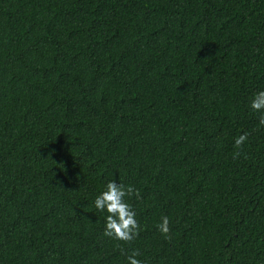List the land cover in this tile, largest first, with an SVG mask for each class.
Wrapping results in <instances>:
<instances>
[{
	"label": "trees",
	"instance_id": "trees-1",
	"mask_svg": "<svg viewBox=\"0 0 264 264\" xmlns=\"http://www.w3.org/2000/svg\"><path fill=\"white\" fill-rule=\"evenodd\" d=\"M260 91L264 0H0V264H264Z\"/></svg>",
	"mask_w": 264,
	"mask_h": 264
},
{
	"label": "clouds",
	"instance_id": "clouds-1",
	"mask_svg": "<svg viewBox=\"0 0 264 264\" xmlns=\"http://www.w3.org/2000/svg\"><path fill=\"white\" fill-rule=\"evenodd\" d=\"M251 107L257 111L264 110V91H260L255 95ZM259 124L264 125V115H261ZM247 139L248 133L240 135L235 140L236 148H241ZM239 155L240 153L237 151L233 158ZM133 194L140 198L139 190L134 189L133 186H125L115 180H109L106 189L95 198V207L101 212L106 210L108 213L104 231L105 236L131 242L139 235L140 224L135 218L136 213L133 211L131 204L125 199V197H130ZM158 228L166 239H171L170 221L167 216L162 217ZM139 255V250H132L131 254L127 255L129 264H143L141 260L137 259Z\"/></svg>",
	"mask_w": 264,
	"mask_h": 264
}]
</instances>
